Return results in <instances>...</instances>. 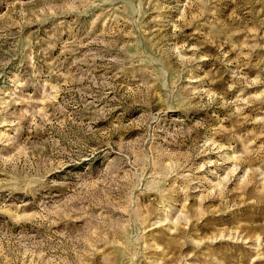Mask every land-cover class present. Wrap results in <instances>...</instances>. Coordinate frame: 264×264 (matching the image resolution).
<instances>
[{
    "label": "rangeland",
    "instance_id": "1",
    "mask_svg": "<svg viewBox=\"0 0 264 264\" xmlns=\"http://www.w3.org/2000/svg\"><path fill=\"white\" fill-rule=\"evenodd\" d=\"M0 264H264V0H0Z\"/></svg>",
    "mask_w": 264,
    "mask_h": 264
}]
</instances>
